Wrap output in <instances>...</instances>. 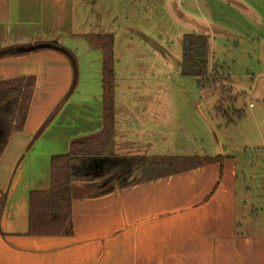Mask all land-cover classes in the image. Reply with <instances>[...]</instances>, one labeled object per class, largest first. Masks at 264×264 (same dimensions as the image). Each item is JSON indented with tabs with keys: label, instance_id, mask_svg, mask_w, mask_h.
I'll use <instances>...</instances> for the list:
<instances>
[{
	"label": "crops",
	"instance_id": "obj_1",
	"mask_svg": "<svg viewBox=\"0 0 264 264\" xmlns=\"http://www.w3.org/2000/svg\"><path fill=\"white\" fill-rule=\"evenodd\" d=\"M76 14L75 0H0V50L58 41L76 59L75 69L65 53L45 44L0 56V81L36 77L24 129L11 134L0 158V204L5 197L0 264H264V217L252 209L244 180L239 181L244 173L231 156L207 149L196 156L220 161L139 182L129 175L121 187L75 199L72 235L28 233L29 195L49 189L51 157L68 153L72 140L103 129V52L89 36L112 34L117 56L116 31L87 15L77 26ZM139 106L142 114L155 109ZM119 107L125 113L134 108L114 104V155L188 156V147L184 153H160L148 133L160 132L157 124H142L140 130L139 123H131L138 119L122 118Z\"/></svg>",
	"mask_w": 264,
	"mask_h": 264
},
{
	"label": "rangeland",
	"instance_id": "obj_2",
	"mask_svg": "<svg viewBox=\"0 0 264 264\" xmlns=\"http://www.w3.org/2000/svg\"><path fill=\"white\" fill-rule=\"evenodd\" d=\"M75 4L77 26L87 15L88 21H105V29L116 31L119 89L114 100L122 107L134 106L127 113L119 107L122 118L138 119L131 123H139L140 130L142 124H157L160 132H147L160 153H184L188 147V158L195 159L205 149L231 156L244 173L239 181L244 180L252 209L264 217V0H75ZM188 33L208 37L209 63L222 66L223 87H203L196 78L181 74L183 37ZM230 87L232 91H226ZM139 105L155 109L142 114Z\"/></svg>",
	"mask_w": 264,
	"mask_h": 264
},
{
	"label": "trees",
	"instance_id": "obj_3",
	"mask_svg": "<svg viewBox=\"0 0 264 264\" xmlns=\"http://www.w3.org/2000/svg\"><path fill=\"white\" fill-rule=\"evenodd\" d=\"M89 37L91 44L101 48L103 52V129L96 134L72 140L68 153L51 157L49 189L32 191L29 195L30 235H72L73 201L79 197L96 196L114 187H121L129 175L134 176L133 182H139L171 175L197 166L203 161L221 159L220 156H206L205 159L197 156L195 159L177 156L126 158L110 153L108 150L114 138V37L112 34H91ZM41 44L65 53L76 69L74 54L58 41L11 46L0 50V56L21 54L41 47ZM208 45V37L204 34L184 35L181 74L196 78L203 87H223V68L218 63L210 66ZM74 83L71 91L74 89ZM35 87L36 77L33 75L0 81V158L11 134L24 129ZM228 90L231 92L232 88L226 91ZM94 162H103L100 174H97L98 168L93 165ZM124 163L128 164V167L119 171L118 165ZM104 174L110 175L104 179L97 177L98 181L93 182L95 175L100 177ZM4 198L0 204V214Z\"/></svg>",
	"mask_w": 264,
	"mask_h": 264
},
{
	"label": "flooded vegetation",
	"instance_id": "obj_4",
	"mask_svg": "<svg viewBox=\"0 0 264 264\" xmlns=\"http://www.w3.org/2000/svg\"><path fill=\"white\" fill-rule=\"evenodd\" d=\"M101 165V164H100ZM100 167H102V166H100ZM100 167H98V170L96 171L97 172V174H100L101 173V171H102V169H100ZM108 175H110V174H104V175H100V177H98L99 179H104V178H106V177H108Z\"/></svg>",
	"mask_w": 264,
	"mask_h": 264
},
{
	"label": "water",
	"instance_id": "obj_5",
	"mask_svg": "<svg viewBox=\"0 0 264 264\" xmlns=\"http://www.w3.org/2000/svg\"><path fill=\"white\" fill-rule=\"evenodd\" d=\"M105 163V162H104ZM100 169H103V164H102V167H100Z\"/></svg>",
	"mask_w": 264,
	"mask_h": 264
}]
</instances>
